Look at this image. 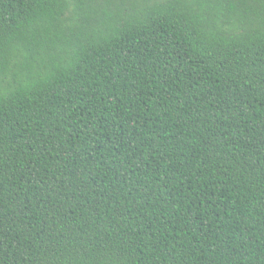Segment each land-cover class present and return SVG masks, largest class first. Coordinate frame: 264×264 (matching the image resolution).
<instances>
[{"label": "trees", "instance_id": "obj_1", "mask_svg": "<svg viewBox=\"0 0 264 264\" xmlns=\"http://www.w3.org/2000/svg\"><path fill=\"white\" fill-rule=\"evenodd\" d=\"M0 264H264V0H0Z\"/></svg>", "mask_w": 264, "mask_h": 264}]
</instances>
